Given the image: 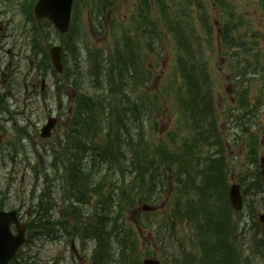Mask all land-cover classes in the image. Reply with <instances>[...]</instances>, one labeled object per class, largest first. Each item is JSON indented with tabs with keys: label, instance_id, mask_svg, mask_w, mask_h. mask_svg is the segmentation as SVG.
Here are the masks:
<instances>
[{
	"label": "rangeland",
	"instance_id": "rangeland-1",
	"mask_svg": "<svg viewBox=\"0 0 264 264\" xmlns=\"http://www.w3.org/2000/svg\"><path fill=\"white\" fill-rule=\"evenodd\" d=\"M28 1L31 0H0V67L1 70L9 67L5 74L0 70V95L1 102L4 103L0 106V205L8 211L18 210L22 221L28 226L29 241L20 252L22 259H18L19 264H91L89 261L93 254L92 248L87 243H82V239H79L74 231V227L81 228L82 225L75 221L73 216L64 215L68 203L73 204L77 200L72 196L69 173L64 167V161H68L66 154L70 152L65 139L72 126L69 109H73L77 99L84 97L86 92L96 91L101 94L105 89L102 82L95 81L87 73L96 66L95 54H99L104 60L116 52V47L122 48L128 44L135 47V56L138 58L136 68L131 69L120 83L121 90H125L129 97L123 98L120 93L118 104L121 109H124L123 104L126 102L130 104V100L137 105V108L131 111V114L136 113L137 118L130 117L127 122L133 137L136 138V135L141 133L148 143H167L172 152L173 145H177L184 137L187 136L191 140L193 129V124L181 108L186 100L188 83L178 70L179 26L182 33L192 35L195 42L200 43L203 39L205 50L210 52L205 54V62L209 63L208 70H212V93L214 98L216 96L218 99L217 103L222 112L218 118L223 130L221 133L227 141L226 125L230 119L227 111L223 110L229 106L230 101L226 95L227 86L221 87L220 83L227 82L229 76L220 75L218 67L221 55L218 54L231 35L234 37V45L238 44L241 48L248 45L251 47L248 52L255 49L264 62V0H166L162 6L158 5L161 0H104V5L101 0H97L101 11H96L95 14L98 15L93 16L92 22L89 9L93 7L94 0H79L76 18L84 21L82 52L78 53L77 57L72 53H65L66 73L58 76L51 72L45 77L38 71H32L37 62L44 67L45 61L44 57H35L31 52L29 41L32 34L35 29L38 31L42 51H49L52 46L59 45L61 40L57 33L52 31L49 37L40 24L31 23L27 16ZM163 21L167 23L161 24ZM208 26H211L210 34ZM159 32L163 47L157 55L158 47H154L152 51L148 49V42L149 35H155L157 40ZM227 49L231 50L223 47L222 52H227ZM240 59L236 56L230 58L227 66L231 67V70L226 72L235 75L240 71L238 67H246L243 66L245 55ZM67 77L70 80L69 85L61 87V90L57 89V84ZM44 80L46 84L42 90ZM245 88L250 92L247 98L251 102L244 100V107L253 116L248 118V122L253 126L258 119L254 117L256 115H260L264 121V110L260 111L264 103L262 76L251 77ZM104 94H107V90H104ZM112 100L113 98H110V104ZM50 117L57 118L58 124L53 130L52 138L45 140L41 138V130ZM263 142L264 135L260 141L254 143L256 148H262V151L258 152L259 158L264 156ZM245 147L251 148L248 138L242 137L233 148L237 154V171L244 169L241 163H246L247 159L237 152ZM206 152L207 149L204 150L205 154ZM231 153V150L226 148L225 155L228 160L231 159ZM194 166L204 167L199 165L197 160L192 161L191 167ZM100 171L97 182L101 181V176L104 175V163L101 164ZM127 178L129 179V175ZM168 183L172 190H176V180ZM194 183L200 184L197 180H194ZM92 184L90 182L84 186L86 199L83 204L77 203L80 214L89 219V226H95L101 217L104 218V214L96 209V203L101 197L90 192ZM193 191L198 192V188L186 189L184 194L182 187V203H188ZM194 195L198 200L194 201L195 211H183L179 221L175 220L174 211L169 214L174 204L173 193L169 195L160 192L153 212H146L145 209L146 205H152V201L137 204L138 207L119 214L126 227L132 228L137 234L136 246L141 255V264L149 258L159 259L162 264H173L174 261V264H184L185 257L190 254L200 257L202 243L196 235L206 242L208 251L217 248L223 250V246H229V253L238 250L237 260L245 259L242 264H250V261L252 264H264L262 253L258 254V249L262 248L261 244L264 242L262 230H252L251 227L246 229V226L245 230L241 229V220L243 223L245 221L242 214L236 216V233L223 237V233H215L222 225L220 220L212 216L206 224L214 229L204 234L205 227L200 224L204 214H198L203 200L198 193ZM102 196L104 197V192ZM219 198V195L214 198L217 204L225 202L223 196L221 200ZM40 201L42 207L38 209L37 204ZM38 210L43 217L50 219V225L42 227L44 234H35L32 231L33 214H39ZM221 210L220 207L219 212ZM70 213L72 214L71 208ZM256 215L251 214V219H255ZM62 221L68 222V227L62 229ZM47 230L49 231L46 234ZM72 241L75 244L74 250L71 247ZM208 244L210 247L207 249ZM210 244L218 247H212ZM210 259V256L206 257L207 261ZM191 262L196 264V261ZM231 263L235 264V259H232Z\"/></svg>",
	"mask_w": 264,
	"mask_h": 264
},
{
	"label": "trees",
	"instance_id": "trees-1",
	"mask_svg": "<svg viewBox=\"0 0 264 264\" xmlns=\"http://www.w3.org/2000/svg\"><path fill=\"white\" fill-rule=\"evenodd\" d=\"M35 1H28L27 16L31 23H33L32 14ZM142 18L144 17L142 16ZM41 24L47 35H50L51 31H56L51 22L41 21ZM210 28L211 26L207 28L209 34L211 33ZM33 34L29 41V47L35 55L44 56V67L40 71H43L41 76L45 77L48 73H54L49 60V53L47 50H41L39 34L36 29ZM149 37L151 38V35ZM83 38L81 22L76 20L73 22L70 31L66 35L60 36L65 53L69 52L75 56L80 53L82 47L80 42ZM177 39L180 42L179 51L182 49L186 55L185 58L179 56L178 59L179 73L188 83L186 100L183 104L185 105L188 101L186 105L189 108L188 111L194 120H198L201 115L207 117L213 111V95L209 76L206 74L202 60L197 59V54H201V50L198 48L199 42H195L189 33H182L180 26ZM151 45V43L148 44L149 47ZM135 51V47L131 44L125 45L122 51L123 56H121L120 49L116 47L114 55L110 54L107 57V70L105 63L103 65L101 59H98L100 55L95 54L96 66L89 69L88 73L95 81L104 84V90H107V94H104V90L101 94H97L95 91L94 93H85L84 97L78 98L73 112L76 119L72 120L70 131L66 134L67 149L70 152L66 154L68 161H64V167L69 173L72 196L75 197V200L77 199L70 206L72 214H78V204H83L86 199V195L83 193L86 184L92 182L93 188L90 192L101 197L96 203V209L104 214V218L101 217L95 226L87 225L85 229L88 231L87 235L96 241L92 255L94 264H141V255L136 246L137 234L132 228L126 227L119 216L127 209L138 207L137 204L143 202L153 201L152 204H154L157 202L156 198L160 196V192L174 193V204L169 214L174 211L176 221L181 220L183 211L190 210L191 212L196 209L195 197L188 198V203L185 204L182 203L181 193L185 182L186 168L190 167L193 160H197L198 164L201 161V155L195 147L197 139H194L195 150L191 146L184 145L189 148L184 153L179 142L177 145H173L174 149L171 152V147L167 143H148L141 133L137 134L135 138L127 122L130 121V117L137 118L136 113L131 114L132 109H136L137 105L130 100V104L126 102L123 104L124 109H121L118 104L120 96L126 99L129 97L125 90H121L120 83L123 82L124 77L131 69L136 68L138 58L136 59ZM119 60L123 62L122 69H119L117 64ZM69 82L68 77L66 80L60 81L57 84V89L61 90V87L69 85ZM114 93L115 95H113ZM110 98H113L111 104L109 103ZM1 101L0 95V106L4 104ZM101 118H103L102 121ZM139 139L140 144H138ZM103 163L104 175L101 176V181L97 182V176L101 174L100 166ZM216 163L218 164L216 159L209 161L206 177L210 180L213 175L212 167L216 166ZM176 166L178 167L175 168ZM192 169H194L193 175L189 174L188 180H195L198 177L197 166ZM127 175H129V179ZM171 179L178 183L175 186L176 190H172V186L168 183ZM103 186L104 190H102ZM103 192L104 197L102 196ZM37 207L38 209L42 207V201L37 204ZM3 208L0 205V209ZM38 211L40 214V210ZM36 215L34 216L35 221L40 222L42 215L40 214L39 217ZM43 226L46 225L38 223L34 233H44ZM212 247L217 248L218 246L212 245ZM213 251L218 256L220 255L219 248ZM219 263L224 264L226 262L220 259Z\"/></svg>",
	"mask_w": 264,
	"mask_h": 264
},
{
	"label": "flooded vegetation",
	"instance_id": "flooded-vegetation-1",
	"mask_svg": "<svg viewBox=\"0 0 264 264\" xmlns=\"http://www.w3.org/2000/svg\"><path fill=\"white\" fill-rule=\"evenodd\" d=\"M219 55H221V62L218 67V71L220 72V75L222 76H227L228 73H222L224 70L228 71L231 70V67H228L227 64L229 62L230 53L227 52H222V48H220ZM227 53V54H226ZM238 67L240 68V71L237 72L236 75L230 74L228 75V82L230 85L227 88L229 91L228 93L230 94L231 101L233 103H236L234 108L237 111H233L235 114H228V117L230 119L228 123V136H227V142H223L224 148L230 149L231 154H235L233 148H235L238 144V141H241L242 137L251 138L252 135H257L260 137L261 140L264 135V121L260 117V115H256L254 117H258V119L255 121V124L251 126L250 122H248V119L244 118V116L239 119V117L236 116V113L239 112V102H243L244 98L246 99L247 97L250 96V92L248 88H245V85L248 83V78L254 77V78H259L260 75H253L251 74L250 68L249 67ZM236 68V69H238ZM253 71V70H252ZM262 79H264V76H262ZM248 131V132H246ZM264 143V142H263ZM259 150V151H258ZM261 149H258L256 147H251L247 149L246 147L243 148V150H240L237 152L240 155H252L254 153L261 152ZM264 153V152H263ZM248 166L245 163H241V166L244 167V169L237 171L236 168V157L234 158V161L232 162L229 160L228 162V168L227 170L225 169L223 178L219 180V182L225 181L227 179V182L229 186L232 185H239L241 189V193L243 195V200H244V206L245 202L247 201H252L250 203V210L244 211L243 214H258V220L260 221V214H264V180L261 175V165L260 164H254L252 162L247 163ZM256 180V185H261V189L258 192H254L255 194L249 195V189L254 185V181ZM229 195V191H228ZM217 214H220V212H217ZM231 214V212H228L225 217L221 216H215L218 220H220V224L223 226H226L228 224L227 218ZM234 214V212H232ZM250 216H248L247 219H249ZM260 223V222H259ZM61 224H65L63 221ZM261 225L264 226V223H260ZM66 225V224H65ZM230 226H231V221H230ZM74 244V242H73ZM75 249L73 245V250ZM227 255L226 253H224Z\"/></svg>",
	"mask_w": 264,
	"mask_h": 264
},
{
	"label": "water",
	"instance_id": "water-1",
	"mask_svg": "<svg viewBox=\"0 0 264 264\" xmlns=\"http://www.w3.org/2000/svg\"><path fill=\"white\" fill-rule=\"evenodd\" d=\"M75 0H39L35 7V14L38 19H48L52 21L57 29L65 34L69 31L72 7ZM51 60L57 73L63 72V48L54 46L51 51ZM57 120L50 118L47 125L42 129V137L49 138L55 128ZM232 203L238 210L241 209V196L237 192H232ZM146 210L151 207L146 206ZM15 225L18 233L12 232ZM26 227L21 224L18 212L0 211V264H9L15 257L19 249L25 243ZM143 264H160L158 260L146 259Z\"/></svg>",
	"mask_w": 264,
	"mask_h": 264
}]
</instances>
